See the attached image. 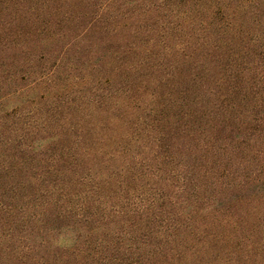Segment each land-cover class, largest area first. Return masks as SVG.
Listing matches in <instances>:
<instances>
[{
  "label": "trees",
  "instance_id": "1",
  "mask_svg": "<svg viewBox=\"0 0 264 264\" xmlns=\"http://www.w3.org/2000/svg\"><path fill=\"white\" fill-rule=\"evenodd\" d=\"M0 264H264V0H0Z\"/></svg>",
  "mask_w": 264,
  "mask_h": 264
},
{
  "label": "rangeland",
  "instance_id": "2",
  "mask_svg": "<svg viewBox=\"0 0 264 264\" xmlns=\"http://www.w3.org/2000/svg\"><path fill=\"white\" fill-rule=\"evenodd\" d=\"M17 102V99L12 100V103ZM12 103L9 106H12Z\"/></svg>",
  "mask_w": 264,
  "mask_h": 264
}]
</instances>
